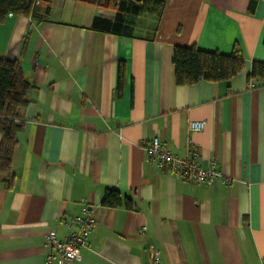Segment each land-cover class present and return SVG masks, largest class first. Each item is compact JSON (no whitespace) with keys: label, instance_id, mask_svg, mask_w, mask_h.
<instances>
[{"label":"crops","instance_id":"crops-1","mask_svg":"<svg viewBox=\"0 0 264 264\" xmlns=\"http://www.w3.org/2000/svg\"><path fill=\"white\" fill-rule=\"evenodd\" d=\"M163 1L132 35L91 29L114 11L87 0H39L36 17L0 24V56L18 59L32 85L13 185L0 174V264H44L46 235L65 237V220L87 208L97 223L73 264H151L154 249L160 264H264V84L249 79L264 61V0ZM175 46L239 48L245 67L181 85ZM155 135L181 157L199 151L231 184L160 169L147 153ZM107 189L120 206L102 204Z\"/></svg>","mask_w":264,"mask_h":264},{"label":"trees","instance_id":"trees-1","mask_svg":"<svg viewBox=\"0 0 264 264\" xmlns=\"http://www.w3.org/2000/svg\"><path fill=\"white\" fill-rule=\"evenodd\" d=\"M114 11L112 19L104 16L93 18L91 29L117 35H132L135 18L141 14L155 15L160 18L165 6L163 0H87ZM36 0H0V24L9 13L22 16H35ZM47 8L46 13L49 12ZM176 82L195 84L201 80L227 81L245 67V58L239 48L230 54L218 51H204L196 46H175L173 50ZM122 73V69L120 71ZM250 80L264 84V61H253ZM32 85L25 79L18 59L0 56V174L11 187L15 174L12 170L13 154L17 145V133L22 124L17 121L20 111L29 103ZM122 196L117 189H107L102 204L117 207ZM133 207L131 200L126 202Z\"/></svg>","mask_w":264,"mask_h":264},{"label":"built area","instance_id":"built-area-1","mask_svg":"<svg viewBox=\"0 0 264 264\" xmlns=\"http://www.w3.org/2000/svg\"><path fill=\"white\" fill-rule=\"evenodd\" d=\"M38 3L39 0H36ZM254 82L250 85L254 86ZM206 119L193 120L189 123V131L201 132L207 126ZM148 157L156 165L169 173L175 174L179 178L191 180L198 183H214L221 180L225 185L231 184V179L225 177L216 162L209 167H205L200 160V152L191 148L185 157L174 154L168 145L161 140L159 135H155L151 143L147 146ZM96 218L93 209H85L81 214L71 216L65 220V225L69 233L59 238L54 233L46 235L47 252L44 264H73L82 259V249L88 245V238L92 233ZM74 226V227H73ZM141 231H146L143 226ZM151 264H160V251L152 250L150 254Z\"/></svg>","mask_w":264,"mask_h":264},{"label":"rangeland","instance_id":"rangeland-1","mask_svg":"<svg viewBox=\"0 0 264 264\" xmlns=\"http://www.w3.org/2000/svg\"><path fill=\"white\" fill-rule=\"evenodd\" d=\"M135 33H136V34H139V33H140V29L135 28Z\"/></svg>","mask_w":264,"mask_h":264}]
</instances>
